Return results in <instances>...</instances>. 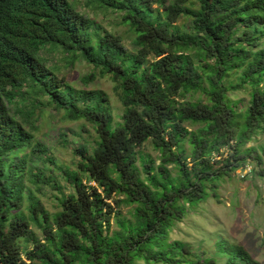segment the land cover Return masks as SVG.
I'll return each mask as SVG.
<instances>
[{"label":"trees","instance_id":"1","mask_svg":"<svg viewBox=\"0 0 264 264\" xmlns=\"http://www.w3.org/2000/svg\"><path fill=\"white\" fill-rule=\"evenodd\" d=\"M81 1L120 14L134 51L99 33L77 11L78 0H0V264H220L169 234L198 204L217 198L218 181L249 160L262 165L264 149L260 155L247 144L264 131V0ZM180 17L189 18L188 32L174 30ZM48 48L117 84L115 127L106 96L58 79L41 53ZM230 73H239L235 84L225 83ZM247 87L248 103L230 99ZM25 88L95 132L94 148L77 151V171L67 176L72 192L61 193L53 219L34 195L23 205L32 187L10 160L32 141L8 107L23 105ZM197 93L196 102L181 101ZM186 123L202 127L189 131ZM147 142L157 165L142 152ZM121 204L134 206L132 224L117 211ZM21 241L32 248L21 251ZM216 246L223 264H262L223 238Z\"/></svg>","mask_w":264,"mask_h":264},{"label":"rangeland","instance_id":"2","mask_svg":"<svg viewBox=\"0 0 264 264\" xmlns=\"http://www.w3.org/2000/svg\"><path fill=\"white\" fill-rule=\"evenodd\" d=\"M76 9L96 24L99 33H109L118 37L127 52L134 51V36L126 25L121 24L120 14L112 10L97 8V6L85 7L81 0L76 3ZM189 25V18L180 17L174 24V30L188 32ZM41 53L46 59L48 68L52 69L54 75L58 79H62L65 84L76 90L86 89L102 92L106 96V102L113 114V126L115 127L122 113L117 84L113 83L109 76L100 77L97 70L80 58L69 63L67 56L59 50L51 51L48 48L42 49ZM91 76L94 78L91 79ZM238 76L239 73L234 75L230 73L225 78V83L235 84L238 81ZM229 96L233 101L246 104L249 101L250 88L232 91ZM24 97L26 99L22 102L23 105L12 106L9 104L8 107L18 123L31 134L32 141L22 151L10 157V160L14 167L22 166L24 187H32L30 194H27V189L26 193L24 192L23 205L28 204L29 195H34L51 217L59 211L57 199L62 197L61 193L68 195L72 192L67 176L69 173L77 171L80 162L77 154L78 149L83 147L91 151L96 139L95 132L90 125L68 121L63 117L61 111H56L51 106L48 108V100L44 96L34 97L25 88ZM198 98H202L200 93L192 97L187 95L181 101L196 102ZM185 127L189 131H197L202 126L186 123ZM247 147H255L256 152L262 155L264 131L247 144ZM183 148L186 155H189V145L184 142ZM142 152L145 155L148 154L156 161V165L158 164V154L153 150L150 142L143 146ZM222 152L226 156L225 150ZM219 159L218 156L214 158L215 161ZM221 166L223 163L214 165L215 168ZM188 167H191L190 163H188ZM168 168L172 176H175L174 167L168 166ZM263 169L264 159L261 166L249 160L242 168L229 173V177L218 181L216 183L217 198H208L198 204L193 211H189L181 221L175 224L169 234V240L181 241L198 257H217L220 264H223L224 256L216 253L218 252L216 243L223 238L231 244L240 245L254 260L264 264V174L260 173ZM37 173L41 176L38 182L34 177V174ZM82 181L85 182V179L83 178ZM51 184L57 188H52ZM114 197L118 201L122 199L121 196ZM108 203L112 207L115 206L113 200ZM133 209L132 205L121 204L117 207L123 220L129 224L133 222ZM51 219L53 218L51 217ZM50 224H52V220ZM31 230L35 233L36 239H41L38 230L33 227ZM114 230L117 228L111 216L110 231ZM34 241L35 239L32 240V242ZM31 248V242L21 241V251H29ZM218 250L221 252L220 249Z\"/></svg>","mask_w":264,"mask_h":264}]
</instances>
